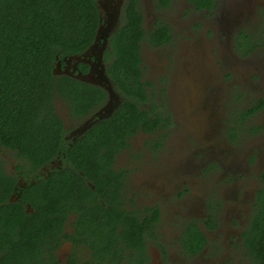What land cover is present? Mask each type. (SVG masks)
I'll return each mask as SVG.
<instances>
[{"label": "trees", "instance_id": "1", "mask_svg": "<svg viewBox=\"0 0 264 264\" xmlns=\"http://www.w3.org/2000/svg\"><path fill=\"white\" fill-rule=\"evenodd\" d=\"M195 4L197 8H210L214 0H195ZM129 12L128 25L118 29L116 42L111 41L116 56L107 57V71L117 89L132 100H124L111 119L101 121L84 135L92 136H83L67 146L62 120L54 111L57 96L69 100L71 112L77 113L95 104L90 102L101 101L102 91L89 87L100 93V99L94 101L78 96L83 83L54 70L57 62L81 55L93 44L98 21L95 0H0V145L16 153L19 168L38 167L60 151L69 164L66 173L49 177L58 181L60 187L67 185L63 193L55 186H46L41 188L37 202L30 200L29 193H22L23 202L34 207L32 212L22 201L10 200L13 181L4 170L0 172V264H58L53 250L60 244L59 234L67 212L63 210V200L69 202L68 212L76 215L72 227L77 233L85 229L103 237V230L112 228L114 243L122 241L125 245L137 243L132 238L141 237L140 221L132 220L126 210L114 206L112 211L113 205L108 201L103 205L90 201L93 190L78 172H83L96 189L109 185L113 152L102 156L100 149L126 147L128 138L136 132L153 133L158 127L166 129L172 124L169 117L161 123L153 116L154 109L143 110L133 101L145 97L146 83L141 80L139 64V41L144 32L139 14L135 10ZM255 45L250 35L243 31L238 34L237 46L246 54ZM69 92L76 96L69 97ZM263 107L264 100L260 99L249 108H241L236 118L244 124ZM236 129L239 127L230 128L233 139ZM261 179L263 184L256 192L250 222L242 234L246 254L254 264H264V172ZM85 200L90 203L82 209L87 206ZM157 221V211L146 220L152 237ZM205 243L198 226L186 225L180 237L183 252L196 254ZM45 248L48 257L43 255Z\"/></svg>", "mask_w": 264, "mask_h": 264}, {"label": "flooded vegetation", "instance_id": "2", "mask_svg": "<svg viewBox=\"0 0 264 264\" xmlns=\"http://www.w3.org/2000/svg\"><path fill=\"white\" fill-rule=\"evenodd\" d=\"M95 4L98 10V21L93 45L81 55L70 56L65 58L63 63H56V66L58 64L55 69L56 74L66 75L83 83L84 87L79 85L83 90H77L78 96L82 95V97L93 101L97 98L100 99V93L97 90L89 89V87H98L101 89L103 97L101 101L90 102L95 104L89 109H81L82 112L75 113L71 112L70 107H68L69 100L64 101L57 96L54 102V111L62 120L63 137L67 146L86 135L89 130L101 121L111 119L124 100H132L117 89L115 82L107 71L110 64V60H107V57L110 56L113 59L116 56L110 46L111 41L116 42L115 35L118 29L128 25L127 17L129 16V11L135 10L139 14L141 27L144 32L143 37L139 41V64L142 70L141 80L146 83L143 86L145 97L133 101L143 110L144 108L148 110L154 109L155 115L153 116H156L161 123L164 121L162 119L166 117H169L172 121L171 123H173L175 116L173 115L171 101L168 96L170 80L176 71L187 79H183L186 85V81L189 82L191 77L190 66L192 64L189 53L180 52L175 47L177 39L175 26L183 30L191 23L190 25L195 29V27L201 26L202 21L211 23L215 21L217 24L222 25L225 17L223 14L219 15V13L241 11L245 7L240 0H214V5L210 8H197L195 0H95ZM173 6H177V11L182 13L183 16L189 15L188 19L180 24L179 21L176 22L171 19L167 15V11L172 9ZM196 12L203 13L204 19L202 20L201 18L198 22H192L190 17ZM217 14L222 18L214 20V18L218 17ZM146 15L149 16L147 19ZM259 22H264L263 10L259 11ZM165 29H169L168 32ZM163 34H169L170 37ZM144 47L157 50L159 53L157 55L146 54L143 51ZM103 76L109 80L110 86L108 89L99 84L102 82ZM212 76L213 73L210 67L203 76H200L201 82L203 84L210 83ZM197 95L199 97V92H197ZM68 96L74 98L76 94L69 92ZM186 96L185 94L181 95L177 107L176 105L174 106L176 111L190 113L197 107L199 100L193 107V102L189 101ZM163 129L165 128L158 127L153 133L138 131L128 138L126 147L100 149L102 156L107 152H113L111 157L113 173L108 174L110 176L108 179L109 185H103L96 189L95 185L84 176V173L80 170L78 171L84 177L83 179L87 186L93 190L89 198L91 199L90 201H97L102 205L108 201L113 205L112 211L115 210V207L119 210H126L132 220L140 221L141 237L132 238V241L137 240V243L125 245L120 241V243L115 244L116 236L115 234L111 235L112 228L104 229L103 237L92 235L89 230L85 229H79L77 233L76 228L72 227L76 215L68 212L69 202L63 200V210L67 212L62 233L59 234L60 244L53 250L58 264H180L183 258L193 259L191 257L201 253L206 255L207 264H234V262L236 264H244L243 261L247 258V254L242 234L248 224H246L247 220L250 219L256 192L263 184L261 174L264 171L257 174L261 184L259 186L256 185L254 192L251 191L248 194L244 192L240 200H238V195L234 193V196H232L233 200H230L227 205H222V212H219V202H210L208 211L202 210L203 203H191L190 210H192L193 216L183 218L179 224L180 228L177 236L173 242H167L163 239L157 227L163 216V209L160 203L155 201V198L151 202L149 201L147 192L149 188H152L157 193L165 194V187L162 186L165 182V171L170 172L167 168H174L173 162L164 159L163 161L167 166H154L155 169L147 170L148 173L137 177L134 180L135 182L131 178V170L118 162L121 154L131 149L129 145L132 137L137 134L153 135ZM89 136L92 135L84 137ZM159 140L161 141L153 142L152 150H158L162 146L163 140ZM156 143H159V146H156ZM131 151H134V153L130 158L141 161L136 166H144L148 154L137 149H131ZM101 158L104 159V157H97V159ZM19 161L20 158L16 156L14 151L0 145V172L4 170L13 181L10 200L22 201L28 212H32L34 207H31L30 202H23L21 197L23 192L29 193L30 200L37 202L39 194L43 190L41 188L55 186L58 191L63 193L64 187H67L65 183L63 187H60L59 185L61 184L58 181L49 180L52 175L58 176L67 172L69 164L62 151L47 163H43L38 167L28 165L19 168ZM262 166H264V160L259 161L258 168ZM173 173L175 174V172ZM98 185H100V182ZM180 197L181 195H177V200ZM84 203L87 206L82 209L88 208L90 202L85 200ZM173 203L177 204L176 201H173ZM156 211L158 212V221L154 223L155 236L152 237L149 234L146 220L151 218ZM173 213H176V206L173 209ZM248 214L250 216L247 219ZM175 218L174 216L172 217L173 220ZM225 222H228L230 226L227 225L226 228H223L226 235H229V240L225 237V241L221 246L215 244L212 248L211 240L213 234L220 232ZM189 224L198 226L206 238L205 245L196 254L184 253L180 244L182 231ZM107 234H110V236ZM140 241L141 244L139 243ZM238 247H241L242 251L239 256H236ZM43 251V255L48 257L47 248ZM45 264L49 263L45 262Z\"/></svg>", "mask_w": 264, "mask_h": 264}, {"label": "rangeland", "instance_id": "3", "mask_svg": "<svg viewBox=\"0 0 264 264\" xmlns=\"http://www.w3.org/2000/svg\"><path fill=\"white\" fill-rule=\"evenodd\" d=\"M240 2L245 5L244 10L219 13L225 17L223 26L215 21H202L201 26L195 29L191 23L183 30L175 26V47L180 52H188L192 64L191 77L186 85L184 76L176 71L170 80L168 96L174 122L156 134H137L130 140L131 149L148 154L146 166H136L141 161L130 158L134 153L131 149L123 152L118 159L120 164L131 170L133 182L140 175L148 173L147 170L155 169L154 166H167L164 159L173 162L174 168H167L170 172L165 171L162 185L165 194L157 193L152 188L147 192L149 201L155 198L163 209L157 227L167 242H173L183 218L193 216L191 203H203L202 210L208 211L210 202H219V212H222V205L233 200L234 193L240 200L244 192L248 194L261 184L257 174L264 171V166L258 168L259 161L264 160V107L248 117L244 124L236 116L241 108H249L258 100H264V22H259V11H264V0ZM177 10V6H173L167 15L180 24L189 15L183 16ZM219 15L214 20L222 18ZM148 17L146 15V19ZM201 18L204 19L203 13L196 12L190 20L198 22ZM241 31L250 35L256 44L249 54L237 46ZM143 51L150 55L159 53L145 47ZM210 67L213 73L211 82L203 84L200 76ZM182 94L193 102V107L199 100L190 113L178 112L174 108ZM237 94L240 95L236 99ZM232 126L239 127L234 139L230 131ZM159 139L163 140L162 146L152 150L153 142L161 141ZM177 195H181L179 200ZM175 206L176 213H173ZM173 216L176 217L174 220ZM248 221L250 219L246 224H249ZM227 225L228 222L223 223L220 232L213 234L212 248L215 244L221 246L225 237L229 240V235L223 230ZM241 251V247H238L235 255L239 256ZM205 257L201 253L191 257L193 259L183 258L180 264H207ZM250 259L247 255L244 264H252Z\"/></svg>", "mask_w": 264, "mask_h": 264}, {"label": "water", "instance_id": "4", "mask_svg": "<svg viewBox=\"0 0 264 264\" xmlns=\"http://www.w3.org/2000/svg\"><path fill=\"white\" fill-rule=\"evenodd\" d=\"M93 45V44H92ZM57 66H58V64H57ZM56 66V67H57ZM54 73H56V70H54ZM99 84H101L102 86H104V87H106L107 89L109 88V80L105 77V76H103V78H102V82L101 83H99Z\"/></svg>", "mask_w": 264, "mask_h": 264}]
</instances>
